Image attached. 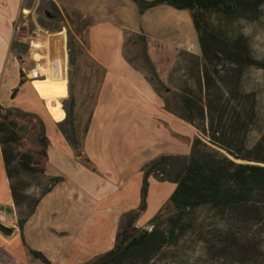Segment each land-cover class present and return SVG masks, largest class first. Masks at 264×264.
<instances>
[{
	"label": "rangeland",
	"instance_id": "374dc122",
	"mask_svg": "<svg viewBox=\"0 0 264 264\" xmlns=\"http://www.w3.org/2000/svg\"><path fill=\"white\" fill-rule=\"evenodd\" d=\"M64 1L72 6H57L49 0L31 2L30 12L26 13L24 33L19 34L20 31H16L14 34L16 38L21 35V41L29 45V39L34 35L36 27L48 31L49 34L61 31L65 35V50L67 52V94L65 98L61 99L59 90L51 88L45 79H38L34 82L43 99L51 106L53 113L58 115L59 122H55L54 125L52 120L43 118L42 121L35 113L21 116L18 113L19 110H9L11 119L17 124L21 138L20 145L14 149L17 153H28L35 160L44 161L37 155L39 147L36 142L42 123L45 135L49 140V149L47 148L50 151L49 174L69 178L71 170L76 166L75 160L82 159L78 162L85 164V155L79 158L77 153L83 151L89 158L91 157L96 170L102 169L105 174H110V178L114 182L120 183V189H116V203L124 207V213L122 212L119 219L118 228L125 212L128 213L139 205V200L136 198L141 185L140 166L160 156L173 157L167 161L164 170L154 171L149 176L147 197L150 192L151 202L154 205L149 206L145 213H141L133 224V227L139 231L151 229L153 226L161 227L169 215L168 210H164L153 223L149 222L154 216L151 215L155 211V205L166 197L167 188L173 184L171 182L173 172L180 164V158L188 156L190 142L198 136L197 131L178 118L176 120L179 122L175 120L174 125L167 123L163 125L165 121L162 122L160 115L155 113L134 91H132L134 98L131 104H127V111L121 112L122 115L110 116L100 110L96 111L91 118L98 84L103 73L87 53L88 27L85 23H87V17L93 19V25L98 20L94 16L76 9L77 0ZM127 1L132 4L133 8H136V20L140 17L143 18V31L139 33L146 36L147 55L164 86L163 96L169 101V108H172V104L176 102L177 97L183 94L185 88L193 89L195 87L201 63L197 35L192 26L190 13L188 11L176 12L160 6L159 9L148 10L140 16L136 5L130 0ZM116 3H118L117 0ZM76 13L80 15L77 18L75 17ZM22 16L23 13L20 15V19ZM215 26L230 39H241L246 44L250 55L264 63V4L255 13H248L245 17L219 16L215 18ZM69 36L74 42L71 46V53L68 50ZM22 46L25 47V45ZM141 50L142 44L139 40L130 41L126 46L123 41L124 59L127 63L131 60L132 63L128 64L148 82L149 73L142 68L144 63ZM69 54H71V61H69ZM240 86L243 91L253 92L256 97V121L247 136V145L250 147L264 133V70L255 67L246 68L240 78ZM2 101L4 106L10 104L7 98H3ZM160 101L162 102L161 99ZM117 107L124 108V105ZM128 107L131 108L128 109ZM55 128L58 134L63 137L64 142H61ZM162 131H166L175 140L171 139L172 142H170ZM178 135L180 136L179 140ZM163 152L169 154L162 155ZM155 156L157 158L153 159ZM14 181L27 183L29 187L25 193L32 196H37L46 186V181L23 172H18L12 182ZM123 189L127 191L124 196H122ZM124 198L126 199L123 200ZM130 205L132 206L131 210H129ZM64 209H57V206H54L53 212L47 214L44 220L48 224L47 226L59 230L68 227L66 216L61 215V210ZM190 218L195 224V229L200 226L204 230L210 227L214 221L211 212L206 207L196 209ZM35 225V223H31L32 227L29 228L27 235L26 245H29L32 250L40 247L47 254H56L55 251L59 252L58 250L67 248L72 240V233L61 236L52 235L50 239L47 238L48 236L44 238L41 233H36L40 229L35 230ZM110 234V230L101 233L100 240L105 243ZM4 240L0 247L14 256L20 264H42L28 254L21 245L17 232L10 237H5ZM132 256L134 260L131 264H142L138 253H132ZM147 264L231 263L213 261L208 258L202 243L197 240L194 234V229H188L183 232L178 231L175 243L163 248Z\"/></svg>",
	"mask_w": 264,
	"mask_h": 264
},
{
	"label": "trees",
	"instance_id": "16d2710c",
	"mask_svg": "<svg viewBox=\"0 0 264 264\" xmlns=\"http://www.w3.org/2000/svg\"><path fill=\"white\" fill-rule=\"evenodd\" d=\"M130 1L136 5L140 16L158 6L190 13L201 63L195 87L185 88L172 108L163 96L164 86L147 55L146 36L124 29L123 39L124 46L139 40L142 44V68L149 73L148 83L162 100L163 109L191 125L198 136L190 142L188 156L180 160L176 158L181 162L171 178L174 189L149 221L153 223L164 210H168L163 226L139 231L133 224L146 210L149 176L154 171L164 170L167 161L173 158L170 156H160L142 165L138 207L123 215L113 247L84 264H131L134 260L132 253H138L142 264H147L163 248L175 243L178 231L188 229H194L197 240L213 261L264 264V133L253 146L247 145V136L256 121V97L240 86V78L246 68L264 70V63L250 55L241 39H230L215 26V18L219 16L245 17L248 13H255L264 0ZM76 14V18L80 16ZM93 22L91 17H87L89 24L85 23L86 27H91ZM69 37L68 50L71 53L74 42ZM19 76V84L13 89L11 98L22 85L21 72ZM18 113L28 115L22 111ZM20 141L17 124L11 119L10 111L0 106V153L16 210V219L10 223L18 231L20 243L28 254L42 264H50L41 252L26 245L22 230L40 199L62 178L45 175L49 140L42 123L36 142L39 147L37 155L44 161L35 160L28 153H17L14 148L20 145ZM18 172L46 181L43 191L37 196L25 193L29 187L27 183L12 182ZM202 207L208 208L214 220L204 230L200 226L195 229L193 220H190L193 212ZM0 264L20 263L0 249Z\"/></svg>",
	"mask_w": 264,
	"mask_h": 264
},
{
	"label": "crops",
	"instance_id": "0c3cea01",
	"mask_svg": "<svg viewBox=\"0 0 264 264\" xmlns=\"http://www.w3.org/2000/svg\"><path fill=\"white\" fill-rule=\"evenodd\" d=\"M49 1L57 6H72L64 0ZM117 1L118 3H116V0H77L75 5L79 11L92 15L98 20L95 25L87 30V53L103 73L98 84L91 118L96 111L100 110L110 116L122 115L121 112L125 113L127 111V104H131L134 98L132 91H134L155 113L160 115L162 122L165 121L163 125L166 123L174 125L176 117L163 109L162 102L151 85L123 57V30L142 32L143 18L140 17L136 20V8H133L127 0ZM31 2L34 3L35 0H0V98L2 97L0 106L6 110L35 113L42 121L43 118L49 121L52 120L55 125V122H59V117L53 113L51 106L43 99L34 82L38 79H45L51 88L59 90L61 99L66 97L67 52L65 50V35L61 31L48 36L43 33L34 34L29 39V45L21 41V35L16 38L14 26L16 23L21 24L19 34L24 33L26 13L30 12ZM158 7L153 9H159ZM163 7L176 12L186 11L175 10L168 6ZM22 13V19H20ZM22 45H25V47ZM60 69L63 70V74H59ZM19 72L23 75V82L18 87L14 98H11L13 89L19 84ZM3 98L9 99L10 104L7 106L2 105ZM122 105H124V108L117 107ZM130 108L128 107V109ZM179 120L176 121L179 122ZM177 126H179L178 123ZM56 133L61 142H64L57 129ZM163 133L166 134L170 142H172L171 139L175 140L166 131ZM177 138L179 140L180 136L178 135ZM48 149L45 175L48 177H61L62 181L40 199L34 214L23 227L24 241L27 244L29 228L32 227L31 223L36 224L35 230L40 229L36 233H41L44 238L48 236L47 238L50 239L52 235L61 236L72 233V240L67 248L64 247L61 251L58 250L59 252L55 251L56 254H47L40 247H37L36 251L41 252L50 264H84L113 247L119 219L124 213V207L116 203V189H120V183L114 182L110 178V174H105L102 169L100 171L96 170L91 157L89 158L83 151L77 153V157L81 158L85 155V164L84 162H78L82 159L75 160L76 166L71 170L69 178L49 174L48 159L50 158V151ZM165 153L163 152L162 155H165ZM155 158L157 156L153 159ZM141 166L139 171L142 179ZM173 189L174 184H171L167 188L166 197L160 200L157 203L158 205H155V211L151 216L155 215L167 201ZM122 191V196H124L127 191L124 189ZM136 199L139 200L138 194ZM151 205L154 204L151 202L149 192L146 199V210L142 213H145ZM54 206H57V209L66 207L61 210V215L66 216L69 225L65 229H53L44 222L47 214L53 212ZM129 207V210H131L132 206ZM15 219L16 210L10 196L9 180L6 177L0 153V222L12 230L11 235L18 233L10 223ZM107 230H110L111 234L104 243L100 240V234ZM5 237L0 233V246L5 241ZM0 249L3 250L1 247Z\"/></svg>",
	"mask_w": 264,
	"mask_h": 264
},
{
	"label": "built area",
	"instance_id": "2783aa9c",
	"mask_svg": "<svg viewBox=\"0 0 264 264\" xmlns=\"http://www.w3.org/2000/svg\"><path fill=\"white\" fill-rule=\"evenodd\" d=\"M20 29H21V24L16 23L15 26H14V30H15V32H16V31H20ZM38 33H43V34H45V35H47V36L49 35V32H48V31H46V30H42L41 28L36 27L35 30H34V34H38ZM150 230H151L150 228L147 229V231H150Z\"/></svg>",
	"mask_w": 264,
	"mask_h": 264
},
{
	"label": "water",
	"instance_id": "95a60500",
	"mask_svg": "<svg viewBox=\"0 0 264 264\" xmlns=\"http://www.w3.org/2000/svg\"><path fill=\"white\" fill-rule=\"evenodd\" d=\"M0 233L3 235V236H10L11 233H12V230L5 224L1 223L0 222Z\"/></svg>",
	"mask_w": 264,
	"mask_h": 264
},
{
	"label": "bare ground",
	"instance_id": "6f19581e",
	"mask_svg": "<svg viewBox=\"0 0 264 264\" xmlns=\"http://www.w3.org/2000/svg\"><path fill=\"white\" fill-rule=\"evenodd\" d=\"M59 74H63V70L60 69V73H59ZM58 77H59V75H58ZM58 77H57V78H58ZM57 78H56V79H57Z\"/></svg>",
	"mask_w": 264,
	"mask_h": 264
}]
</instances>
